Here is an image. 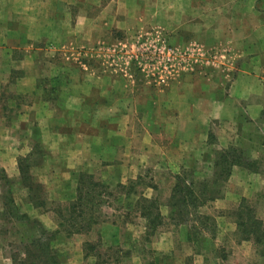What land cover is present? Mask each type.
Wrapping results in <instances>:
<instances>
[{"label":"rangeland","instance_id":"374dc122","mask_svg":"<svg viewBox=\"0 0 264 264\" xmlns=\"http://www.w3.org/2000/svg\"><path fill=\"white\" fill-rule=\"evenodd\" d=\"M44 1L55 20L0 23V38L29 39L13 42L11 78L33 87L12 95L14 113L23 104L30 121L0 139L24 171L13 177L0 166V264H22L27 246L58 264H264L251 227L264 224V59L249 55L243 74L235 44L213 39L244 38L246 17L264 34V0H238L240 10L235 0H81L83 9ZM85 83L93 99L102 84L114 94L138 87L129 95L140 104L104 111L85 101ZM181 83L185 121L168 96ZM232 84L245 100L233 114L228 101L216 103Z\"/></svg>","mask_w":264,"mask_h":264},{"label":"crops","instance_id":"0c3cea01","mask_svg":"<svg viewBox=\"0 0 264 264\" xmlns=\"http://www.w3.org/2000/svg\"><path fill=\"white\" fill-rule=\"evenodd\" d=\"M21 2H22L20 3L21 7L18 8L15 6V0H8V2L5 4H1V1H0V23H3L7 26L8 23L11 20H14L15 18L21 19L23 25H28L30 20L33 18H37V20L42 21L48 17V18L55 20V17L52 16L51 14H47V13L45 14V12L50 9L47 1L45 2L43 0L41 2L30 3V4L28 1L24 2V0H21ZM70 2L77 3L80 6V9H83V6H82L83 3L81 0H70ZM23 4H25V7H22ZM234 4H235L234 5L235 9L240 10L239 5L241 3H238V0H235ZM211 6L213 7V5ZM229 8L231 9L230 11H233V6L228 5V6L223 7L221 5L222 10H228ZM51 10H56V7L51 8ZM13 11L19 12L20 14H14ZM36 11L41 12V13L44 12V13L40 15L38 13H34ZM231 14L233 16V12ZM231 27L233 28V24L231 25ZM238 29H243L244 38H226V36H224V33H223L222 38H213V39L215 40V42L222 43V44H228L232 50H233V43L235 44L236 49H237L236 51L237 53H239L240 58L247 60V62L245 63L243 62V66L244 65L246 66L244 69L245 71H243V74H246V72H248L246 70L249 69L248 65L250 67H252L253 65L252 62L249 61L248 59L249 55L257 53V57L261 58V60L264 59V34L260 35V33L257 34V32L256 34H254L255 33L254 26L249 17L245 18V22L242 23ZM263 29L264 27H262L261 32H263ZM253 35H256V38ZM205 39H208V38H205ZM211 39L212 38H209L210 41ZM201 40H203V38ZM233 40L235 41L233 42ZM28 41H29L28 38H8V37L0 38V42H3L6 44L5 52L0 51V139L4 137L6 138L13 137L14 134L12 133L15 131L14 124L18 120L21 121V119L22 120L27 119L30 121L29 114H27L24 109V107H27V106H24L23 104H21L22 109L19 110L18 113H14V107L17 106V104H14L12 95H13V92L21 93V94L28 93L31 89H33V87L30 86L31 83H26V82L25 84L18 83V82L15 83L14 79L11 78L12 74H14L13 64H14V59H15L14 53H13V47H14L13 42H19L22 44ZM255 46H256V50H254ZM261 65H264V61H261ZM27 75L32 76L33 73L27 70ZM29 76L27 77V81L30 82L31 77L29 79ZM24 81H26V77ZM239 81H240V78H239ZM188 86L189 85L186 83L176 84L174 86L172 85L171 93L168 94V96H173L172 98H174L173 101L170 102L171 105L176 104L181 107L180 110L182 111V113H181L180 119H182V121L187 120L186 114H184V112L187 110V108L190 105V97L188 94L186 95V90L189 89ZM79 87H82L83 89L87 91L85 101H87L88 104L91 103L90 105L92 106H102V109L104 111H108L106 108L113 107L115 104H121L122 106H127L130 104V101H132L131 105L133 106L136 105L137 103L140 104V101H138V99L140 98L139 94L131 93L129 95L130 92L135 91V89H138V87L128 88L125 85L124 87L120 86L122 87L121 89L122 91H120L118 94H114L110 91V87L108 88L107 85L102 84L100 88V91H101V94L99 95L100 98L97 97V99H93L92 98L93 96L90 93V90L91 91L94 90L95 85H92L90 83H85L84 86H82L81 84ZM178 90L181 92V94L180 96H175L174 92L176 91L178 93ZM252 97H253V93H251L249 96L248 95L245 96L246 99L251 98L250 101H252L253 99ZM223 101L225 103L228 101L231 104V109H232L231 114H233V112L236 109L241 110L240 104L242 101H245V100H242V98L241 100H239V97L233 96V84H232L231 89H230V95L219 97L216 103L218 106H221ZM41 104H42V99H39L38 105H41ZM250 106L247 109H245V112H248V113L250 112L249 111V109L251 108ZM253 106L257 107L255 105ZM3 107L6 108V111H2ZM7 108H9V113L7 112ZM38 111L39 113H41L40 110ZM255 111L256 109L252 110V115L250 116V118H248L250 121H254L256 120V118H258L259 114L255 115ZM219 114L222 115L223 113H219ZM14 115H16V118L14 117ZM238 118H240V115L236 116L235 122L238 121L237 120ZM76 152L77 151H73V154H69V155L76 156L78 155V152L77 153ZM86 153L92 154L93 152L92 150H87ZM4 155L6 156L8 155V157L3 158ZM47 157L49 158L48 160L44 156L45 159H43L41 164L35 165V167L39 169L43 167V165L46 163V160L47 161L50 160L52 163L56 160L52 158L51 153H49ZM0 166L5 169V171L9 174V176L18 177L19 173L21 172V168H20L21 160L19 158L17 159V157H15L12 152L11 153L7 152V150L5 153L2 151V149H0ZM78 169H83V168L79 167V168H74L73 170H78ZM53 170H56L54 166H53Z\"/></svg>","mask_w":264,"mask_h":264},{"label":"trees","instance_id":"16d2710c","mask_svg":"<svg viewBox=\"0 0 264 264\" xmlns=\"http://www.w3.org/2000/svg\"><path fill=\"white\" fill-rule=\"evenodd\" d=\"M22 167L23 166L21 164V166H20L21 172H24ZM177 189H178V185L176 186V190ZM239 222H240L239 224L242 227H248V223H246L244 220L241 219ZM251 227H252V230L255 231L254 233H255L257 242L259 244L264 245V237H263V235H264V224H263V222L260 220L254 219L252 224H251ZM246 231H248V230H246ZM37 242H39V241L38 240L33 241V243H31V245H33V246L38 245ZM27 247H28L29 256H27L26 261L23 262L22 264H49V263L58 264V260L53 255L46 254V251H44V255L40 256L42 258H39V257L33 256L30 246H27Z\"/></svg>","mask_w":264,"mask_h":264},{"label":"built area","instance_id":"2783aa9c","mask_svg":"<svg viewBox=\"0 0 264 264\" xmlns=\"http://www.w3.org/2000/svg\"><path fill=\"white\" fill-rule=\"evenodd\" d=\"M182 54L183 55H181V56H187V57H191V52H190V50H185L184 52H182ZM173 56H176V53L174 52V50L173 49H171V51H169V56H168V59L169 60H172V57Z\"/></svg>","mask_w":264,"mask_h":264}]
</instances>
